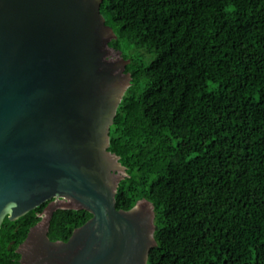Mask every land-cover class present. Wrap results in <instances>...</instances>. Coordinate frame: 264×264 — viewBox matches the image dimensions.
I'll list each match as a JSON object with an SVG mask.
<instances>
[{
	"label": "trees",
	"instance_id": "1",
	"mask_svg": "<svg viewBox=\"0 0 264 264\" xmlns=\"http://www.w3.org/2000/svg\"><path fill=\"white\" fill-rule=\"evenodd\" d=\"M130 85L109 128L116 208L154 207L147 264H264V0H102ZM45 202L0 227V264ZM91 214L57 208L50 240Z\"/></svg>",
	"mask_w": 264,
	"mask_h": 264
},
{
	"label": "water",
	"instance_id": "2",
	"mask_svg": "<svg viewBox=\"0 0 264 264\" xmlns=\"http://www.w3.org/2000/svg\"><path fill=\"white\" fill-rule=\"evenodd\" d=\"M101 2L0 0V227L54 204L22 264H147L155 245L150 202L116 208L126 173L109 128L131 77L128 60L108 59ZM58 199L91 214L67 241L47 235Z\"/></svg>",
	"mask_w": 264,
	"mask_h": 264
},
{
	"label": "rangeland",
	"instance_id": "3",
	"mask_svg": "<svg viewBox=\"0 0 264 264\" xmlns=\"http://www.w3.org/2000/svg\"><path fill=\"white\" fill-rule=\"evenodd\" d=\"M120 53H119V51H117V50H114V49H110V51H109V54H108V59H111V60H119L120 59ZM54 204L53 203H51L50 205H49V207H47L45 210H44V215H43V219H42V221L40 222V224H39V229H42L43 227H45V225H46V222H47V219H48V217H49V214H50V210H51V208H53L54 206H53ZM141 205H142V207H144V210L147 212V211H149V206L147 205V203L146 202H144V201H142L141 202ZM68 206V201L67 200H65V199H61L60 201H58L57 203H56V207L58 208H66ZM30 245H28V244H23L22 246H21V248H20V250L21 251H23V253H25V252H28L29 251V247Z\"/></svg>",
	"mask_w": 264,
	"mask_h": 264
},
{
	"label": "flooded vegetation",
	"instance_id": "4",
	"mask_svg": "<svg viewBox=\"0 0 264 264\" xmlns=\"http://www.w3.org/2000/svg\"><path fill=\"white\" fill-rule=\"evenodd\" d=\"M60 200H61V199H58V200L56 201V203H57L58 201H60ZM51 202H52V201H51ZM51 202L48 201L47 203L49 204V203H51ZM48 204H47V205H48ZM47 205H46V206H47ZM58 208H59V207H58ZM56 209H57V208H56ZM56 209H55V210H56ZM44 210H45V209H44ZM62 241H63V240H62ZM20 248H21V247L19 246L18 249H20ZM18 249H17V251H18ZM29 261H30L29 259L26 260V262H29Z\"/></svg>",
	"mask_w": 264,
	"mask_h": 264
}]
</instances>
